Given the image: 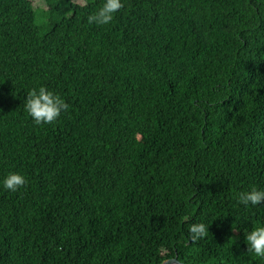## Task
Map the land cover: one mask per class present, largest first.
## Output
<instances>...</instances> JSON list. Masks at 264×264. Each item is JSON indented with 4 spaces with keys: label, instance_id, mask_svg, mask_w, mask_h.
<instances>
[{
    "label": "trees",
    "instance_id": "16d2710c",
    "mask_svg": "<svg viewBox=\"0 0 264 264\" xmlns=\"http://www.w3.org/2000/svg\"><path fill=\"white\" fill-rule=\"evenodd\" d=\"M104 2L0 0V264H264V0Z\"/></svg>",
    "mask_w": 264,
    "mask_h": 264
},
{
    "label": "clouds",
    "instance_id": "9594fccd",
    "mask_svg": "<svg viewBox=\"0 0 264 264\" xmlns=\"http://www.w3.org/2000/svg\"><path fill=\"white\" fill-rule=\"evenodd\" d=\"M124 7L122 0H105L99 10L87 17L88 23L107 25L114 19V14ZM25 111L33 119L35 124H53L62 112L69 109V105L60 95L49 91L45 86L33 88L27 93L24 102ZM26 178L19 173H10L5 177L3 186L5 189L16 192L25 186ZM239 202L245 206L260 205L264 202V189L253 187L250 191L239 193ZM189 238L197 241L208 235V226L204 223H192L188 228ZM247 252L257 257L264 258V226L256 227L245 236Z\"/></svg>",
    "mask_w": 264,
    "mask_h": 264
},
{
    "label": "water",
    "instance_id": "95a60500",
    "mask_svg": "<svg viewBox=\"0 0 264 264\" xmlns=\"http://www.w3.org/2000/svg\"><path fill=\"white\" fill-rule=\"evenodd\" d=\"M162 264H185V263H182L181 261H179L178 256L176 255L174 258L168 259L164 261Z\"/></svg>",
    "mask_w": 264,
    "mask_h": 264
},
{
    "label": "rangeland",
    "instance_id": "374dc122",
    "mask_svg": "<svg viewBox=\"0 0 264 264\" xmlns=\"http://www.w3.org/2000/svg\"><path fill=\"white\" fill-rule=\"evenodd\" d=\"M35 1H36V3H37L38 0H35Z\"/></svg>",
    "mask_w": 264,
    "mask_h": 264
}]
</instances>
